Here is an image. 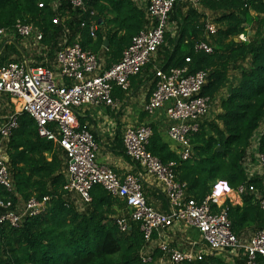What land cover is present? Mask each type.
<instances>
[{"label":"trees","instance_id":"1","mask_svg":"<svg viewBox=\"0 0 264 264\" xmlns=\"http://www.w3.org/2000/svg\"><path fill=\"white\" fill-rule=\"evenodd\" d=\"M52 1L0 0V27L12 28L17 21L33 25L43 33L41 43L47 47L42 54H32L23 45L24 39L16 35L4 45L0 64L20 62L26 56L31 66H48L47 57L52 59L57 51L78 41L84 49L102 55L109 68L149 24L147 11L138 0H85L87 11L74 9L66 1L54 11ZM183 2H176L170 16L175 26L142 72L150 73L153 79L155 68L187 67L189 74L209 70L200 95L214 99L226 86L230 72L240 70L238 82L219 103L220 112L213 119L205 118L193 136L191 159L182 160L163 140L159 127L151 124L148 151L164 164L174 162L177 179L186 183L187 195L201 203L218 179L233 187L243 183L261 187L259 180H248L243 163L257 131H262L258 151L264 153V0H202V10ZM90 11L96 14L90 17ZM209 12L215 15L218 27L212 35L206 31ZM57 14L59 23L53 22ZM92 21L99 24L96 37L90 34ZM240 35L247 39L241 40ZM202 41L211 44L212 53L195 49ZM140 74L132 77L131 84ZM119 91L124 92L116 87L113 96ZM120 142L123 145L122 139ZM4 151L14 188L10 191L0 184V198L11 202L9 208L17 209L31 198L51 200L45 212L25 217L19 227L0 222V264H145L140 257L145 239L139 224L132 222L128 231L122 232L116 223L126 209L125 202L100 185L93 187L87 204L67 197L63 190L67 182L65 152L56 142L41 137L37 123L26 113L19 114V126L4 142ZM118 154L131 159L124 148ZM226 206L239 238L248 231L264 229V211L253 194H244L242 205L228 201ZM5 210L0 207V213ZM156 251L155 258L161 255ZM231 261L214 255L197 264H245L246 258ZM258 264H264L261 257Z\"/></svg>","mask_w":264,"mask_h":264},{"label":"built area","instance_id":"2","mask_svg":"<svg viewBox=\"0 0 264 264\" xmlns=\"http://www.w3.org/2000/svg\"><path fill=\"white\" fill-rule=\"evenodd\" d=\"M62 1L74 9L87 11L85 0H53L52 9L57 10ZM176 2L178 0H148L149 24L133 37L121 59L109 68L97 54L84 49L78 41L55 53V67L31 66L26 56L20 62L0 64V94L9 96L14 104L19 103L18 111L0 113V184L10 191L14 188L4 142L18 128L19 114L24 112L35 120L41 137L56 142L65 152L67 182L63 190L67 197L76 203L87 204L92 200L93 187L100 185L125 202L126 211L116 218V223L122 232H127L132 222L139 224L145 239L140 257L145 264H154L157 259L156 264H197L208 255L227 260L243 256L245 264H258L259 257L264 260V229L253 233L244 243L233 232L226 203L232 201L231 195L234 200H242L244 194L250 193L264 211V153L258 151L262 131L254 134L243 163L248 180H259L261 187L247 183L233 187L228 181L219 179L213 183L211 193L199 203L187 195L186 183L177 179L175 163L164 164L148 151L152 123L127 127L122 134L126 154L138 164L143 175L155 178L166 194L168 209L160 212L145 196L142 175H119L98 161L94 134L79 120L80 109L86 105L119 109V100L113 96L114 89L129 90L132 77L140 74L156 56L166 33L172 30L170 16ZM184 2L196 7L202 0ZM95 14V11L89 12L90 17ZM56 16L53 22L59 23V15ZM98 26L95 21L91 22V36L96 37ZM217 30L213 21L206 24L208 35ZM16 35L24 39L23 45L32 54H42L41 50L47 48L41 43L43 33L39 29L17 21L12 28L0 27V53ZM239 38L247 39L244 35ZM195 49L213 52V47L206 41L196 44ZM208 75L209 70L189 74L187 67L155 68L154 71V89L144 111L154 116L159 109L164 110L167 136L174 142V150L182 160L193 157L192 138L213 107L214 99L200 95ZM50 200V197L31 198L17 209H10L11 202L0 198V207L6 209L0 213V222L19 227L25 217L45 212ZM215 205L217 209L213 207ZM179 224L195 228L200 234V239L193 241L190 249L171 246L164 239L166 231ZM156 250L161 252L157 258L154 256Z\"/></svg>","mask_w":264,"mask_h":264},{"label":"crops","instance_id":"3","mask_svg":"<svg viewBox=\"0 0 264 264\" xmlns=\"http://www.w3.org/2000/svg\"><path fill=\"white\" fill-rule=\"evenodd\" d=\"M137 3L146 9L148 0H138ZM172 23L175 24L173 21ZM102 61L104 62L103 59ZM52 67H55L54 63H52ZM230 79L231 78L229 77L228 80L230 81ZM238 80L239 77L237 79H233V85L230 84L231 82H227L229 85H226L222 89L226 91V94H218L214 98L213 106L216 102H220L223 99V96L225 97L230 93L231 88L238 82ZM152 82L153 79L150 78V73L142 72L139 76L132 80L131 88L128 91L122 90L124 92H117L116 98L119 100L118 110H113L105 106L86 105L80 109L79 119L84 120L88 125V128L95 135L96 142L98 144V161L109 166L119 175H125L127 173L142 175L143 190L148 202L156 210L165 212L168 209V202L162 185L155 178L143 175L144 173L136 162L123 156L122 154H118V152H122V149L124 148L120 142L124 130L129 126H138L148 122L157 125L163 140L172 149H175L174 142H172L167 136V122L165 120L164 110L159 109L154 116H149L144 111V105L152 91ZM7 100V95L0 94L1 114H8L13 111L11 100ZM8 103L12 106L11 111L8 113L1 112ZM231 197V205H242V200L240 198H236L234 200V196L231 195ZM215 209H217L216 205ZM123 210L124 208H121L120 213ZM166 233L167 234H165L164 239H166L171 246L179 247L181 249H190L192 242L200 239V234L195 228L187 227L183 224L173 226L170 230L166 231ZM209 256L214 255H208L206 258ZM158 260L159 259H157L154 264H156ZM227 261L232 262L231 259H228Z\"/></svg>","mask_w":264,"mask_h":264},{"label":"rangeland","instance_id":"4","mask_svg":"<svg viewBox=\"0 0 264 264\" xmlns=\"http://www.w3.org/2000/svg\"><path fill=\"white\" fill-rule=\"evenodd\" d=\"M184 3V2H183ZM197 9L198 10H202V8H201V6H198L197 7ZM188 10V7L187 6H185V10H184V12H186ZM206 18H207V20H208V22H215V15H213V14H211L210 12L209 13H207V16H206ZM174 26H175V24H173L172 23V27L174 28ZM37 49V48H36ZM102 59H103V56L101 55L100 56ZM48 59V61L46 62V64H48V66H52V63H54V57H52V59L51 58H49V57H47ZM231 79H230V81L229 82H231L230 84L231 85H233L234 83H232V81H233V79H237L238 77H240V70H233V71H231L230 72V76H229ZM226 85H229V83H227ZM220 93L222 94V95H225L226 94V91L225 90H221L220 91ZM226 97V96H225ZM224 96H223V98H225ZM5 98V97H4ZM6 99V98H5ZM8 101V100H7ZM10 101V100H9ZM12 102V101H11ZM219 101L218 102H216L215 104H214V106L212 107V110L210 111V113H209V115H208V117H207V119H213L218 113H219V110H220V106H219ZM12 105H13V110H16V111H18L19 109V105L18 104H14L13 102H12ZM11 109H12V106H11V104H7L6 105V107L5 108H3V110L1 111V112H3V113H8L9 111H11ZM254 232L253 231H248V232H246L245 234H244V237L242 238V240H243V242L245 243V242H247L248 240H249V238L251 237V235L253 234Z\"/></svg>","mask_w":264,"mask_h":264},{"label":"water","instance_id":"5","mask_svg":"<svg viewBox=\"0 0 264 264\" xmlns=\"http://www.w3.org/2000/svg\"><path fill=\"white\" fill-rule=\"evenodd\" d=\"M107 44H108V42H105V47H107ZM219 149H221V148H219Z\"/></svg>","mask_w":264,"mask_h":264},{"label":"bare ground","instance_id":"6","mask_svg":"<svg viewBox=\"0 0 264 264\" xmlns=\"http://www.w3.org/2000/svg\"><path fill=\"white\" fill-rule=\"evenodd\" d=\"M18 105H19V103H18Z\"/></svg>","mask_w":264,"mask_h":264}]
</instances>
